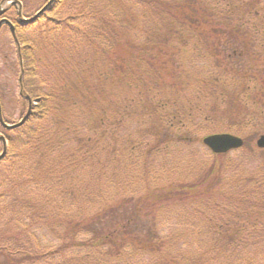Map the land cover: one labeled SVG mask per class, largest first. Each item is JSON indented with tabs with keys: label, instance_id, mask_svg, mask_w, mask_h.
<instances>
[{
	"label": "trees",
	"instance_id": "1",
	"mask_svg": "<svg viewBox=\"0 0 264 264\" xmlns=\"http://www.w3.org/2000/svg\"><path fill=\"white\" fill-rule=\"evenodd\" d=\"M192 1L85 0L65 17L15 23L33 104L23 124L0 126V264H255L264 149L248 134L263 130L264 0ZM36 25L43 39L26 40ZM171 67L174 87L161 78ZM196 130L241 136L233 151L259 155L254 172L233 173L243 169L233 151L210 152L181 181L134 183L150 156L201 144ZM169 199L190 209L175 224L197 238L159 235ZM40 233L56 246L40 251Z\"/></svg>",
	"mask_w": 264,
	"mask_h": 264
},
{
	"label": "rangeland",
	"instance_id": "2",
	"mask_svg": "<svg viewBox=\"0 0 264 264\" xmlns=\"http://www.w3.org/2000/svg\"><path fill=\"white\" fill-rule=\"evenodd\" d=\"M85 0H60V3L58 6L54 9L49 10V12L46 13V16L50 17H65L69 14L72 10L74 12L80 10L84 6ZM191 1V4H193V1ZM238 1V0H236ZM244 0L243 2H245ZM23 3V14L25 16L32 14L40 5L43 3L42 0H21ZM197 2H201L202 5H205L204 0H200ZM198 9L201 7L199 5H195ZM205 9L209 8L210 5H206L204 7ZM194 11V9H193ZM211 13V10H210ZM42 18L41 20L45 19ZM78 22V21H77ZM76 22V23H77ZM43 27H40L38 25L34 26L33 28L24 29V34L26 37V40H30L31 38L33 40L43 39ZM42 30V31H41ZM210 52V50H209ZM202 62V61H201ZM174 68L171 67L169 69V74L166 73V70L164 73H162L161 78L165 81H169V84L174 87L175 81L174 77H171L170 75L173 74ZM176 72V71H175ZM20 73L19 68V61H18V55L16 46L14 44V41L12 39V36L7 28L2 27L0 30V101L2 104V111L3 116L5 117L6 121L9 123L17 122L21 116L25 113L27 109V101L21 98L19 95V84H18V76ZM199 73V72H198ZM185 80V79H184ZM186 81V80H185ZM227 110V109H226ZM225 111V109H224ZM221 107H217L216 110L212 111V115L220 114ZM233 113L232 117H240L238 113H234L232 110L230 111V114ZM226 114V113H225ZM229 115H226L228 118ZM250 114L248 112L245 115ZM239 122L240 119L236 118ZM246 120V119H245ZM262 122V128L263 130L260 131V133H256L254 131L249 132L248 137L250 140H252V143L255 144V139L258 135L264 133V117L259 120ZM243 122V119H242ZM240 123V122H239ZM220 126V125H219ZM213 127V126H207L209 129H218L223 130L222 128L226 129L227 125L225 124L224 127ZM249 129L251 126H248ZM199 133V136L206 134L205 131L196 130ZM248 131V130H247ZM246 131V132H247ZM262 132V133H261ZM0 134H4V130L0 128ZM192 135H195V133H190ZM256 134V135H255ZM1 142H0V151H1ZM189 148L180 147L175 150H173L172 154H170L167 157H152L148 158L146 161V164L144 165L143 171L147 174L146 178L145 176H141L138 173H131V178L134 180L135 184H139L140 182L143 183L144 179H147L148 181H152L156 179L158 182L168 179L165 182H163L162 185L166 187L168 184L173 182L181 181V179L187 178L189 173L196 167L198 163L205 162L208 157H210L211 153L210 151L204 147L202 144L195 142V144L189 145ZM248 150V149H246ZM230 154V159L233 161H237L239 163L241 161V153L238 151H233ZM261 158H259V155L257 157L255 156H248V158H243L242 166L243 169H240L238 171H235L233 173L237 172H254L255 167L258 165V161ZM2 172V170H1ZM135 187V185H133ZM171 192L174 191L173 189H169ZM165 203L169 204L167 206H164L165 209H160L158 212V218L163 223V227L160 230L159 235H163L167 239H171L173 236H176L177 238L184 237L181 232H184L186 234V237L184 240L190 241V239L197 238L196 231L194 232L193 227L189 228V226H182L180 224H175L177 222L176 218H180L181 222H184L186 219L189 218L191 215L190 209L183 208L179 204L170 205L172 202V199H169L167 201H164ZM182 205H188L182 204ZM170 206V207H169ZM169 207V208H167ZM161 208V206L159 207ZM186 214V215H185ZM172 217L170 220H167V216ZM173 220V221H172ZM173 222V223H172ZM192 225H199V219L196 217L194 222L191 223ZM170 227L172 230H170ZM181 230V231H179ZM258 237L260 235H264V231L259 230ZM49 235H45L43 233H40L36 235V238L38 239V243L40 244L39 250L45 251L49 249L50 246L54 247L56 246V241L53 239L48 238ZM264 240V239H263ZM256 256L255 264H264V250H260L259 254H254ZM253 256V257H254ZM146 259V258H145Z\"/></svg>",
	"mask_w": 264,
	"mask_h": 264
},
{
	"label": "water",
	"instance_id": "3",
	"mask_svg": "<svg viewBox=\"0 0 264 264\" xmlns=\"http://www.w3.org/2000/svg\"><path fill=\"white\" fill-rule=\"evenodd\" d=\"M18 4H20L19 1H17ZM51 3L48 2L42 9H40L36 14H34L32 17H29V18H24V17H21V12L18 11L19 13V22L20 23H26V24H30V23H33L44 11L45 9L48 7V5ZM6 10V8H0V15L2 13H4ZM3 23H8L9 26H10V31L11 33L14 35V26L12 23H10L9 21H7L6 19H1L0 20V27ZM15 36V35H14ZM15 41L17 43V45L19 46L18 44V41L17 39L15 38ZM20 64H21V61H20ZM19 82H20V86H21V78H19ZM20 94H22V87L20 89ZM28 98V101H29V107L27 109V112L24 114V116L20 119V121L16 122V123H13V124H8V123H5L2 119V115H1V107H0V123L5 127V128H8V129H12V128H15V127H18L20 126L21 124H23V122H25V120L28 118L29 114H30V111H31V100L29 98V96H26ZM2 142H3V151L1 152L0 154V158H2L4 155H5V152H6V147H5V139L3 136H0ZM202 143L204 145H206L212 152H215V153H225L229 150H232V149H236V148H239L243 145V140L241 137L237 136V135H233L231 133H214V134H209V135H206L202 138ZM256 145L259 147V148H264V133L263 134H260L257 139H256Z\"/></svg>",
	"mask_w": 264,
	"mask_h": 264
},
{
	"label": "flooded vegetation",
	"instance_id": "4",
	"mask_svg": "<svg viewBox=\"0 0 264 264\" xmlns=\"http://www.w3.org/2000/svg\"><path fill=\"white\" fill-rule=\"evenodd\" d=\"M49 1H50V0H44L42 6L45 5V4H46L47 2H49Z\"/></svg>",
	"mask_w": 264,
	"mask_h": 264
}]
</instances>
